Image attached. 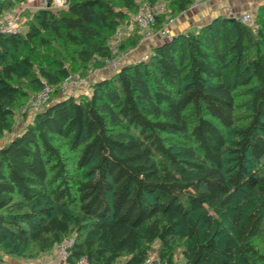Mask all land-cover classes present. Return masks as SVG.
I'll return each instance as SVG.
<instances>
[{"label":"trees","instance_id":"1","mask_svg":"<svg viewBox=\"0 0 264 264\" xmlns=\"http://www.w3.org/2000/svg\"><path fill=\"white\" fill-rule=\"evenodd\" d=\"M22 1L0 0V16ZM158 1L173 14L192 5L69 0L37 10L26 33H0V136L42 80L58 92L0 147V264L72 235V261L157 252L177 264L179 250L181 264H264V3L253 26L220 16L93 79L91 93L61 90L104 67L111 38ZM141 37L136 26L120 49Z\"/></svg>","mask_w":264,"mask_h":264},{"label":"rangeland","instance_id":"2","mask_svg":"<svg viewBox=\"0 0 264 264\" xmlns=\"http://www.w3.org/2000/svg\"><path fill=\"white\" fill-rule=\"evenodd\" d=\"M215 1H217V0H206V1L198 4L195 7V9H197L201 5H204V6H206V8H208L209 5L212 6V4ZM68 3H69V0H52L51 2H48L47 0H25V1H22L20 3H16L10 10L4 12L3 15L0 16V18H4V16L6 14L13 15L14 17L17 18V23H16L17 28H18L17 33H26V31L29 29L30 22L33 19L34 13L37 10H39L40 8H49L53 12H58L59 10L65 9ZM191 9H194V8H191ZM205 10H207V9H205ZM183 13L184 12L179 13V14H173L171 8L167 5L166 12L161 16L163 18L161 27H159V28L156 27L153 31H151L153 39L150 41H145V43H141V40H140L137 47L131 48V49L127 48L126 50L120 49V45L122 44V42H124V40L127 39L129 36V35H123V34H125L123 28L126 26V25H123L121 30H119V32H117L113 36V38H111L112 57H116L118 60H120L121 64L124 62H128V60L135 61V60H138L141 58H147L149 56L151 49H152L151 47H149V46H152L151 41H153L157 36H159L158 35L159 29L164 28V27L171 28L176 23L178 17H180ZM254 16H255V14H254ZM141 48H142V50L145 49V53L143 52L140 55V53L142 52ZM93 65H95V64H93ZM104 71H107V70H106L105 66L104 67L102 66V67H97V68L95 67V68L91 69V71L85 76H82L79 72H77L73 75H79L81 77L88 78V80L91 83V81L94 79L95 76L102 74V72H104ZM26 83H27V81H26ZM82 91L86 92V93H91L92 87H90L89 85H86L85 87H83V89L79 88V89L74 90L73 92H75V94L77 95ZM29 92H30L29 93V96H30L29 100L31 98H33L35 94H37L36 90H30ZM57 95H58V92L54 88V92H53L52 96L56 97ZM29 100H28V102H29ZM21 108L18 107V109H16V111H15V114L13 115V118H11V121H12L11 128L0 136V147L2 145H4L6 142H8L9 139L12 138L15 134L21 132L22 129L25 127L26 121L28 119H30V118H28L27 114H23L21 112ZM3 251H4V249L2 248V246H0V254H3ZM37 251H38V249H36L34 247H29L27 250L21 249L17 256L6 255L5 261L10 263V264L11 263L20 264L21 262L28 263V262H32V261L35 262L38 259H40L46 253H52V254L56 253V246H54L53 248H51L50 250H48L44 253H38ZM150 259H151V262L149 264H162V262L160 261V259L158 257L157 252L152 253V255L150 256ZM123 261H124V259H122L119 262V264H122ZM175 261L177 264H181L183 261L181 251H179V250L177 251ZM146 264H147V262H146Z\"/></svg>","mask_w":264,"mask_h":264},{"label":"built area","instance_id":"3","mask_svg":"<svg viewBox=\"0 0 264 264\" xmlns=\"http://www.w3.org/2000/svg\"><path fill=\"white\" fill-rule=\"evenodd\" d=\"M206 0H191V7H196L198 4ZM167 3L164 1H158L155 3L144 2L140 5L137 14L134 17V24L137 26L141 33V42L150 41L152 37L151 31L157 27L158 18L166 12ZM239 21L245 25L253 26L255 16L253 13L248 12L238 17ZM17 18L13 15L6 14L4 18H0V33L13 34L18 32ZM158 35L161 38H170L172 36L171 30L168 27L159 29ZM121 66L120 60L116 57L109 58L106 62L105 68L109 73L117 71ZM42 89L34 95L29 102L21 108L23 114H35L40 112L52 99L54 88L48 84L45 80L41 81ZM88 78L81 77L79 75H70L67 77L62 85L61 90L63 92L74 91L79 88H83L89 85ZM75 244L74 236L65 237L56 246V253L58 256L59 264H99L91 262L86 256H82L75 261L71 260L72 248ZM151 262V259L147 260V264Z\"/></svg>","mask_w":264,"mask_h":264},{"label":"crops","instance_id":"4","mask_svg":"<svg viewBox=\"0 0 264 264\" xmlns=\"http://www.w3.org/2000/svg\"><path fill=\"white\" fill-rule=\"evenodd\" d=\"M264 3V0H217L212 6L209 5L208 8L206 6L201 5L197 9L195 7H190L188 10L184 11V13L178 17L176 23L170 28L171 34L177 35L186 30L196 29L201 27L204 24L211 22L213 19L217 17H229V18H238L240 15L244 13L251 12L255 14L256 9ZM194 8V9H191ZM207 9V10H205ZM135 24L131 23L126 25L123 30L125 34L123 35H131L135 31ZM153 39V38H152ZM151 39V40H152ZM163 38L157 36L153 41H151L153 48L158 42L162 41ZM145 43V42H141ZM140 55L144 52L145 49L141 48ZM135 58V57H134ZM140 58V57H139ZM130 60H128L129 62ZM108 71L102 72V74L94 77L95 80L105 77L109 75ZM67 93H74L73 91H69ZM13 264V263H11ZM20 264H59L57 253H46L40 259L35 262H21Z\"/></svg>","mask_w":264,"mask_h":264},{"label":"water","instance_id":"5","mask_svg":"<svg viewBox=\"0 0 264 264\" xmlns=\"http://www.w3.org/2000/svg\"><path fill=\"white\" fill-rule=\"evenodd\" d=\"M232 19H236V18H232Z\"/></svg>","mask_w":264,"mask_h":264}]
</instances>
